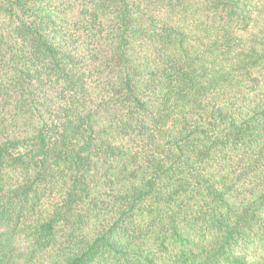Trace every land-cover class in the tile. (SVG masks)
<instances>
[{
	"label": "trees",
	"instance_id": "1",
	"mask_svg": "<svg viewBox=\"0 0 264 264\" xmlns=\"http://www.w3.org/2000/svg\"><path fill=\"white\" fill-rule=\"evenodd\" d=\"M0 264H264V0H0Z\"/></svg>",
	"mask_w": 264,
	"mask_h": 264
},
{
	"label": "rangeland",
	"instance_id": "2",
	"mask_svg": "<svg viewBox=\"0 0 264 264\" xmlns=\"http://www.w3.org/2000/svg\"><path fill=\"white\" fill-rule=\"evenodd\" d=\"M257 23H258V25H262L263 22H262V20L260 19V21H258Z\"/></svg>",
	"mask_w": 264,
	"mask_h": 264
}]
</instances>
